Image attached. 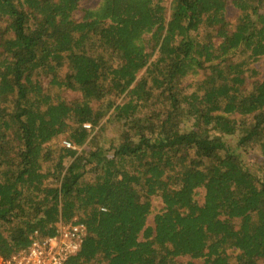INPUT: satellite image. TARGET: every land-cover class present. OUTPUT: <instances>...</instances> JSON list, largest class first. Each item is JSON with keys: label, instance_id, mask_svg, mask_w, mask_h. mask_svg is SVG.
<instances>
[{"label": "trees", "instance_id": "obj_1", "mask_svg": "<svg viewBox=\"0 0 264 264\" xmlns=\"http://www.w3.org/2000/svg\"><path fill=\"white\" fill-rule=\"evenodd\" d=\"M80 1L0 0V258L264 264V0Z\"/></svg>", "mask_w": 264, "mask_h": 264}, {"label": "built area", "instance_id": "obj_2", "mask_svg": "<svg viewBox=\"0 0 264 264\" xmlns=\"http://www.w3.org/2000/svg\"><path fill=\"white\" fill-rule=\"evenodd\" d=\"M89 129L88 125L84 126ZM71 147L67 142H62ZM85 235L79 224H57L56 233L51 237L31 236V244L25 250L12 255L0 264H67V259L78 252Z\"/></svg>", "mask_w": 264, "mask_h": 264}, {"label": "rangeland", "instance_id": "obj_3", "mask_svg": "<svg viewBox=\"0 0 264 264\" xmlns=\"http://www.w3.org/2000/svg\"><path fill=\"white\" fill-rule=\"evenodd\" d=\"M98 1L99 0H81L80 4H79L80 11H76L74 13V17L76 19H79V17L81 16V13H82L81 12L82 9L92 8V7H94L97 4ZM170 1L171 0H163V5L165 6L166 9H168ZM226 3H227V5H226V18L230 22L234 23L235 18H236L237 14H238V11L232 6L231 0H226ZM4 27H5V23L4 22H0V32L4 29ZM253 67L256 68L260 72V75H259L258 78L263 79L264 78V59H261L260 61H258L255 64H253ZM43 82H44V80H43ZM78 96H79L78 93L67 91V90L63 91L61 93V97L63 99H65V100L76 99ZM108 129L110 130V132L112 134L113 133L112 129L107 128L106 131H108V133H110ZM108 136H111V135L108 134ZM62 141H63V139L61 138L60 140L59 139L56 140L54 143L62 144ZM230 142L232 144L234 143L233 140H230ZM248 157H251L250 158V161H251L250 162V164H251L250 167L252 169H259L260 172H264V168H260L259 162L257 161L258 157L255 156V154H252V155H250ZM248 157L246 158V160L248 159ZM199 192L202 194L203 191L200 190ZM153 204H154V207H158L159 206L158 202H153ZM0 261H1V258H0Z\"/></svg>", "mask_w": 264, "mask_h": 264}]
</instances>
